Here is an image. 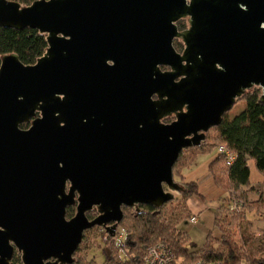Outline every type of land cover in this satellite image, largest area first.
Masks as SVG:
<instances>
[{
	"label": "water",
	"instance_id": "1",
	"mask_svg": "<svg viewBox=\"0 0 264 264\" xmlns=\"http://www.w3.org/2000/svg\"><path fill=\"white\" fill-rule=\"evenodd\" d=\"M187 13L181 56L172 22ZM0 25L48 40L36 63L11 53L0 64V264L16 250L23 264H73L84 232L114 235L124 206L187 192L173 173L181 152L246 89L260 85L264 102V0H0Z\"/></svg>",
	"mask_w": 264,
	"mask_h": 264
},
{
	"label": "trees",
	"instance_id": "2",
	"mask_svg": "<svg viewBox=\"0 0 264 264\" xmlns=\"http://www.w3.org/2000/svg\"><path fill=\"white\" fill-rule=\"evenodd\" d=\"M22 6H28L35 0H15ZM48 48L47 34L34 28L16 29L0 25V64L2 57L6 54L16 53L24 64H34L38 58L43 56ZM261 92L259 90L247 93L243 100L245 107L234 117H229L228 113L224 115L220 125L212 127L207 133L205 140L198 147L187 148L193 154L198 156L210 150L212 147H218L226 144L231 152L236 154L234 162L227 164L225 154L219 153L210 164V172L214 175L216 181L221 180L219 174L221 164L225 166L223 173L226 175L231 185V193L224 201H238L242 199L236 195V190L244 189L252 184L251 169L249 161L253 160L257 169L264 172V102L260 100ZM215 131L214 136H210V131ZM186 150V149H185ZM183 150L176 161L174 168L185 155ZM195 154V155H194ZM186 166V165H185ZM184 166V167H185ZM173 168V173H174ZM176 175H182L181 172ZM183 185V184H182ZM197 182L191 181L183 186L187 189L184 196L201 194L198 190ZM235 190V192H234ZM242 197L247 200L243 193ZM174 199L166 202L162 207L156 208L152 205H139L135 207H123L124 216L119 226L125 228L128 232L127 248L129 259L122 262L117 254L111 238H105V262L104 264H145L144 256L147 248L159 242H165L173 251L176 258L183 259L184 262H194L198 260L215 261L219 264H227L235 259L234 246L231 237H226V232L220 228L218 220L215 222L222 232V237L217 240L218 246L205 243L201 248L195 251L186 249L184 234L178 228V223L182 220L189 219L193 215L180 216L181 210L186 211L185 204L178 203L175 209L171 208L164 213V207ZM231 212H238L235 208H230ZM76 213V206H69L67 209L68 217H73ZM99 227V226H95ZM93 227V228H95ZM90 228L84 232V240L74 253L76 264H96L94 261H87L89 251L96 246L95 240H89L87 234L93 229ZM187 235V234H186ZM232 241V242H231ZM86 244L83 247V244ZM20 261V259H18ZM257 264H264V258H260Z\"/></svg>",
	"mask_w": 264,
	"mask_h": 264
},
{
	"label": "rangeland",
	"instance_id": "3",
	"mask_svg": "<svg viewBox=\"0 0 264 264\" xmlns=\"http://www.w3.org/2000/svg\"><path fill=\"white\" fill-rule=\"evenodd\" d=\"M244 107L245 101H239L229 111L228 116L230 118L234 117ZM209 134L214 136L216 133L213 130ZM185 151L182 160L174 168V178L183 185L191 181L197 182L201 194L197 193L187 197L183 193H175L174 200L164 207L163 214L171 208L175 209V206L180 203L187 206L186 211L181 210L180 216L193 215L192 200L198 201L202 212L198 214L197 221L192 222L185 219L178 223L180 231L185 233L183 240L186 249L191 252L201 248L208 237V243L218 246L216 241L222 237L220 229L222 228L226 232V237H231L232 241L235 242L233 252L235 253V259L227 264H257L260 258H264V179L260 182L254 181L253 184L246 187V189H242V191L236 190V195L242 199L232 200L231 202L227 199L224 201L233 190L223 173L225 166L221 164L220 170L222 172L219 176L222 178L220 181L215 180L214 173L212 174L209 169L211 162L218 155L217 147H212L196 157H193L191 153L193 150L186 149ZM250 165L251 180L262 177L263 173L257 169L253 160H251ZM180 172L182 175L179 174ZM243 193L246 195L247 200L242 197ZM230 208H235L238 212H231ZM217 220L220 228L215 223ZM87 237L89 240H95L96 242V246L88 253L87 261L104 264L105 234L100 230V227H95L87 234ZM85 244L86 242L83 247ZM114 247L117 249L115 245Z\"/></svg>",
	"mask_w": 264,
	"mask_h": 264
},
{
	"label": "flooded vegetation",
	"instance_id": "4",
	"mask_svg": "<svg viewBox=\"0 0 264 264\" xmlns=\"http://www.w3.org/2000/svg\"><path fill=\"white\" fill-rule=\"evenodd\" d=\"M186 3H187L188 5H190L191 0H186ZM192 18H193V16H192L191 14L187 13V14L181 15L180 17H178L176 20H174V21L172 22L173 25H175V27H176V31H177V33L179 34V35H175V36L173 37V39H172V47H173L174 51H175L177 54L181 55V56H183V55L185 54V51H186V49H187V47H188L187 41H186V39L183 37L182 33L186 32V31H188V30H190V29L192 28ZM109 63L112 65V64H113V61H109ZM183 64H184V65L187 64V61L184 60V61H183ZM218 67H220V66L218 65ZM158 68L160 69V71H161L162 73L173 72V71H175V70L173 69V67H172L170 64H159V65H158ZM182 77H184V76L181 75V76L177 77V78L175 79V81H176V82H177V81H180V80L182 79ZM255 90H259V91L261 92V95H262L263 88H262L260 85H253L252 87L246 89L245 93H244L242 96H240V97H238V98L236 99V102H235L234 106H235L239 101H242L243 98H244V96H245L247 93H250V92L255 91ZM60 97L63 98L64 95H60ZM260 97H261V96H260ZM152 98H153L154 100L158 99V94H154V95L152 96ZM234 106H233V107H234ZM182 109H183V111H187V105H184ZM178 112H179V111H178ZM227 113H229V112H227ZM227 113H226V114H227ZM40 115H41V112H40V111H37L35 116H33L29 121L22 123L20 127H21L22 129H25V130L29 129V128L32 126V121L35 120V119H36L37 117H39ZM175 120H177V114H176V111H174V112H172V113H170V114H168V115L162 117L161 122L164 123V124H171V123H173ZM61 124L63 125L64 123L62 122ZM60 166H61V164H60ZM70 187H71V182L68 180L67 183H66V191H67V192H69ZM78 196H79V195H78V193L76 192L75 197H74L75 200H76V203L73 204L74 206H76V210H77ZM73 205H70V206H73ZM68 207H69V206H68ZM68 207H67V209H68ZM75 214H76V213H75ZM98 214H99V213H98V210H97L96 207L92 208L90 211L87 212V216H88L89 219H93V218H95L96 216H98ZM66 217H67V219L72 218V217H68V215H67V211H66ZM21 257H22V256H21V253H20L18 250H16L15 253H14V257H13V262H14L15 264H23V263H22V258H21ZM18 259H20V261H19ZM73 264H76V263L74 262Z\"/></svg>",
	"mask_w": 264,
	"mask_h": 264
},
{
	"label": "built area",
	"instance_id": "5",
	"mask_svg": "<svg viewBox=\"0 0 264 264\" xmlns=\"http://www.w3.org/2000/svg\"><path fill=\"white\" fill-rule=\"evenodd\" d=\"M217 151L219 153L226 155L228 165H231L234 162L236 154L231 152L226 144L218 146ZM197 219H198L197 216L193 215L190 218V221L196 222ZM100 230L105 234V238L109 237L113 241V244L117 248V254L119 259L122 262L127 261L129 259V256L127 254L128 252L127 230L119 225L116 227L114 235H110V232H108L107 229L104 227H100ZM144 263L145 264H219V262L206 261L203 259L194 262H184L183 259L180 258L178 259L175 257L173 251L165 242H159L147 248L144 256Z\"/></svg>",
	"mask_w": 264,
	"mask_h": 264
},
{
	"label": "crops",
	"instance_id": "6",
	"mask_svg": "<svg viewBox=\"0 0 264 264\" xmlns=\"http://www.w3.org/2000/svg\"><path fill=\"white\" fill-rule=\"evenodd\" d=\"M250 162H251V160L249 161V166H250V169H251V165H250ZM263 174H264V172H262ZM262 174V177H260L259 179H257V180H251V182H252V184L254 183V181H262L263 179H264V175ZM184 176V175H183ZM244 189H246V187L244 188ZM190 199V198H189ZM192 200V199H191ZM192 204H193V207H194V209H192V211H193V215H196V216H198V214H200L202 211V209H201V206L199 205V203H198V201H193L192 200Z\"/></svg>",
	"mask_w": 264,
	"mask_h": 264
}]
</instances>
